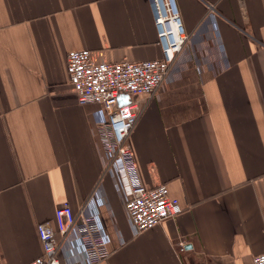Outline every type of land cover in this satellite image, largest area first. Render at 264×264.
Segmentation results:
<instances>
[{
    "label": "crops",
    "instance_id": "obj_1",
    "mask_svg": "<svg viewBox=\"0 0 264 264\" xmlns=\"http://www.w3.org/2000/svg\"><path fill=\"white\" fill-rule=\"evenodd\" d=\"M176 1L187 40L163 86L135 97L127 143L144 184H167L181 211L135 235L98 148L99 106L78 103L67 65L74 49L162 58L150 0H0V264L41 256L38 225L96 193L112 248L99 264H251L262 252L264 0Z\"/></svg>",
    "mask_w": 264,
    "mask_h": 264
},
{
    "label": "built area",
    "instance_id": "obj_2",
    "mask_svg": "<svg viewBox=\"0 0 264 264\" xmlns=\"http://www.w3.org/2000/svg\"><path fill=\"white\" fill-rule=\"evenodd\" d=\"M150 3L162 58L98 62L89 49H74L68 53L67 65L78 103L99 106L95 112L98 148L105 168L119 187L135 235L181 211L180 200L171 194L167 184L154 187L144 184L135 154L127 143L139 117L140 106L135 97L151 96L163 86L188 37L176 0H150ZM125 94L131 95L132 100L120 104V97ZM96 194L76 211L65 202L56 210L55 223L38 225L44 253L30 264H63L62 254L68 249L71 251L66 256L68 264H99L109 257L111 239L97 212L100 196ZM251 264H264V248Z\"/></svg>",
    "mask_w": 264,
    "mask_h": 264
},
{
    "label": "water",
    "instance_id": "obj_3",
    "mask_svg": "<svg viewBox=\"0 0 264 264\" xmlns=\"http://www.w3.org/2000/svg\"><path fill=\"white\" fill-rule=\"evenodd\" d=\"M131 102V95L125 94L120 97V104H126Z\"/></svg>",
    "mask_w": 264,
    "mask_h": 264
}]
</instances>
